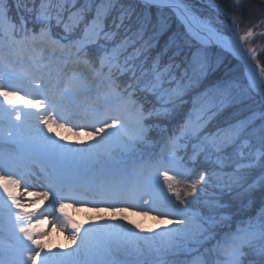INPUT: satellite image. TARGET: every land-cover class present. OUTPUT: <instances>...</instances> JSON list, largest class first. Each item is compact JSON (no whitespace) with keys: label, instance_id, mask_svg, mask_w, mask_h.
Instances as JSON below:
<instances>
[{"label":"snow or ice","instance_id":"snow-or-ice-1","mask_svg":"<svg viewBox=\"0 0 264 264\" xmlns=\"http://www.w3.org/2000/svg\"><path fill=\"white\" fill-rule=\"evenodd\" d=\"M116 2L86 0L69 16L70 23L64 24L67 35L54 39L52 10L45 0H40L37 10L36 21L42 25L39 32H30L23 20L17 28L8 17L7 0H0V125L7 119L20 130L32 120V131L26 135L6 133L0 126V140L17 145L15 151H0V233L7 232L16 241L14 248L5 246L0 236V264H118L114 254L121 246H130L138 255L154 251L156 261H161L163 254L175 253L189 243L211 245L207 258L196 264H264V113L258 127L253 114L215 132L207 128L203 116L195 121L184 116L190 90L203 88L200 97L208 108L202 111L212 115L230 104L245 102L249 93L264 101V67L258 61L253 63L257 49L242 46L257 34L264 37V31L254 30L264 24V18L240 34L238 17L227 7H218V17L231 19L230 35H224L212 21L195 16L186 0H128L127 7L121 6L119 22L112 19L108 26ZM243 2L233 0V11H240ZM260 2L264 5V0ZM173 16L183 31H173ZM55 18L57 24L62 22L59 13ZM121 29H126L123 36ZM13 46L21 53L39 51L41 55H33L29 66L17 71L19 61L3 54ZM217 47L243 61L246 89L234 80L211 82L220 62ZM45 48L60 53L64 67L58 73H53L50 64L42 65ZM153 49H157L154 57L150 55ZM29 95L42 99H27ZM81 98L82 103L78 102ZM5 103L10 107L4 108ZM18 105L36 111L26 112ZM53 124L61 128L71 125L67 130L78 129L76 135L90 128L91 142H81V147L64 143L67 136L58 139ZM156 132L168 133L166 154L147 165L152 171L129 183L124 179L127 157L139 145L151 143ZM193 140L196 143L188 163L195 165L200 155L214 154L221 170L231 168L224 173L226 179L215 172L197 174L183 157L178 159ZM33 159L46 162L39 174L28 167ZM193 175L195 179H191ZM214 176L220 195L204 199L189 214L187 207H181L185 198L196 200ZM30 187L45 190L29 192ZM160 194L169 207L177 209L160 215L183 219L159 230L137 231L139 225L133 227L131 221L102 220L85 226L73 222L65 212L66 201L80 206L108 205L113 210L117 204L128 203L146 209L147 215L158 210L153 205L164 206ZM40 198L49 201L46 207L26 210V204L30 207ZM137 198L141 204L134 203ZM48 211L58 213L60 227L70 231L65 250L53 251L44 240L49 222L38 217ZM145 232L150 234H142ZM130 264L148 261L136 259Z\"/></svg>","mask_w":264,"mask_h":264},{"label":"trees","instance_id":"trees-1","mask_svg":"<svg viewBox=\"0 0 264 264\" xmlns=\"http://www.w3.org/2000/svg\"><path fill=\"white\" fill-rule=\"evenodd\" d=\"M188 0H186L187 2ZM202 2L210 3L212 2L213 6L218 7H227L228 11L232 14L238 17V25L239 26H245L247 29L248 27H252L256 25L262 18H264V5H261L260 0H244L240 11H233V0H200ZM46 3H48L52 10V21L56 20V14L59 13L61 16V28H64L65 23H70L69 16L75 12L78 8L82 7L83 4L86 2V0H45ZM128 0H117V2L114 5V10L111 13V16L107 19L106 24L108 26L111 25L112 19H116L117 22H119V16H120V9L122 4L127 7ZM138 2V1H137ZM197 1L196 3H198ZM8 3V17L12 23H14L18 28L20 26L21 20H23L25 26L27 25L28 21L36 20L37 16V10L39 9L40 0H7ZM194 11L199 13V15L206 19H210L214 24L218 25V23L215 21L214 18H211L210 16H205L203 12H201V9L195 5L191 6ZM216 7V8H218ZM212 15H215L216 19L220 18L218 17V14L213 13ZM89 19L91 16L89 15ZM133 21L135 20V16L132 17ZM207 20V19H206ZM51 21V29L54 27ZM172 29L173 31H183V27L178 23L175 22V17H172ZM32 24V28L35 30H40V27L42 26L39 23H30ZM135 31V29H132ZM256 33H259L261 31H264V24H261L259 27L254 29ZM126 29H121L120 35L123 36ZM60 31L58 30V35ZM62 35H67L65 31H62ZM260 38V42L253 43L250 42L252 45H256V49L258 52L257 55V61L264 67V54H261V51L264 50V37L259 36L258 34L254 37ZM145 39H147V36H145ZM163 40H161L160 44L163 45ZM220 54V62L219 67L217 68V71L215 75L211 78V82H214L218 78H223L225 80H234L239 83L241 86V89L247 88V80L244 74V67L242 63L234 58L232 55H230L227 52H224L223 50L219 49L218 47L215 49ZM157 49L151 50L150 55L155 56ZM13 59L16 60L14 57ZM143 59V58H141ZM163 63H167V57L164 58ZM151 60L148 61V66L150 67ZM124 77H121V82L124 81ZM186 83V82H185ZM203 91V88H201L199 91H192L190 90L189 95L186 97V100L188 101L187 106L184 109V116L185 118H190L195 121L198 117L203 116L204 120L207 121V128L211 132H215L218 128H226L230 123H236L237 121L248 119L249 117H252L253 114H255V118L257 120V127L259 126V116L261 113H264V106L262 105L260 98L258 96H255L254 94L249 93L248 96L244 97L243 103H233L228 105L223 111L216 112L215 115H212V112H204L202 109L208 108V103L205 99L200 97V92ZM250 97V98H249ZM209 116H211V119H209ZM168 133H160L156 132L152 136V142L144 145H139L138 152H136L133 156L140 155L138 160H142L144 163L147 162V159H157L160 157L161 148L164 147L165 140ZM252 143H255V141H251ZM196 141H191L186 150L182 151L178 155V159L180 157H183L185 160V163L187 164V167L192 169L195 173L200 172H208V173H220L223 178L226 179V176H224V173L230 172L231 168L225 166L223 170L217 165L216 155H200L197 159V162L195 165H192L188 163V158L192 155V145L195 144ZM244 151L247 150L245 147L243 149ZM147 164H149L147 162ZM196 175H193L191 179H195ZM208 187L210 190L208 191L207 196L203 195L201 192L199 194V197L196 200H193L192 197L185 198L186 203L185 205H181V207H190L192 211H188L190 214L193 211H196V208L203 203L204 199L208 197L218 196L220 195L221 188L217 186V177H213L210 181ZM181 188H184V185H181ZM167 192V190L165 191ZM167 195L172 196L171 193H167ZM175 201V197H172ZM161 204L168 206V201L164 199L163 194L160 198ZM175 203L179 204V201H175ZM173 208V207H170ZM175 209V208H173ZM177 211V209H176ZM231 215V214H229ZM242 219H247V217H244L241 214ZM239 223V221H236ZM145 234V233H142ZM214 243V242H213ZM154 247H159L157 244ZM208 247H211V245H207L204 247H201L194 243H189L181 247V249L175 253H167L163 254L161 261H156V254L155 252H149L147 250H144L143 255H138L130 246L128 248H125L123 246L118 247L115 251V259L118 261V264H130V262L135 261L136 259H140L142 261H148V264H153L155 261L156 264H191L193 262H196L199 260L198 257H195L196 254L202 253V250L207 249Z\"/></svg>","mask_w":264,"mask_h":264},{"label":"rangeland","instance_id":"rangeland-1","mask_svg":"<svg viewBox=\"0 0 264 264\" xmlns=\"http://www.w3.org/2000/svg\"><path fill=\"white\" fill-rule=\"evenodd\" d=\"M197 1H199V2L196 3ZM187 3L190 6L195 5V6L199 7L201 9V12H203L205 14V16H210L211 18H214L215 21L218 23V26L221 29H223L225 31H228L230 33V30L228 28V25L231 23L230 17H229V19L225 20L224 17H220V18L216 19L215 15H212L213 13L217 14V8L216 7H218V6H216V7L213 6L212 2L206 3V2H202L200 0H188ZM206 19L210 20L208 18H206ZM238 27H239L240 34H243L244 31H246L245 26H239L238 25ZM250 42H253V43L257 44V42H260V38H258V39L257 38H255V39L251 38L248 42H246V43L242 42V43L244 44V46L246 45L245 46L246 48L247 47L256 48L255 47L256 45H252V44H250ZM12 51L13 50L7 48V50L4 51L3 54L6 55L7 57H11L12 58V56H14V54H12ZM37 52H38V54L40 56L41 54L39 53V51H37ZM46 52H47V48H45V51L42 54V65L43 64H50L51 65V70L53 71V73L54 74L58 73L61 70V68L64 67V65L62 64L63 66L61 68L58 67V61L59 60H58L57 57L54 58L51 62L46 63V61H45L47 59V58H45V57H47V56H45ZM10 53H11V55H10ZM27 54H28V52L25 51L23 53V56H22L23 59H20V61H19L20 65H24L25 68H27L29 66V62H27V60H26ZM32 56H33V54H32ZM52 64H54V65H52ZM17 71H21V68H19V69L17 68ZM36 82L39 83L38 80ZM99 86L100 85H94V88L95 87H99ZM20 95L24 96L25 93L24 92H20ZM92 95L93 96L95 95V91H93ZM26 98L27 99H37V100L42 99V97H40V96L33 97L31 95L27 96ZM0 102H3V98L2 97H0ZM78 102H81V103L84 102L83 98H81ZM9 107L10 106L7 105L6 103L4 104V108H9ZM18 107L24 108V111H26V112H31V110H30L31 107L30 106L18 105ZM12 119L13 120L15 119L14 115L12 116ZM31 122H32V120L30 118L29 121L26 122V124L24 126H22V128L20 130H17L14 126H12L7 119L0 126L5 128L6 133H7V131H11L15 135L18 131H20V132H22L23 134L26 135V134H29L32 131V129L29 127V124ZM97 126L99 127V125H97ZM68 127H71V125H67L64 128H61L58 124H53L52 125L53 132L56 134V137L58 139H61L62 137L67 136V138H68L67 141H63L62 140V142H64V143H71L73 145L81 147V146H83L81 142H85V143H90L91 142V138L87 135V132L91 131L90 128H85L84 131L79 132V135H76V132L78 131V129H73V131L70 132V131L67 130ZM130 127H131V124H130ZM16 148H17V145L14 142H10V141H8L6 139L5 140H0V151H3V152L15 151ZM138 149H140V148H138ZM138 149H137L136 152H138ZM248 151H249V149L244 151L245 154H247ZM160 153H161V155L166 154V148L164 147V150H163V148H161ZM134 154H132L131 156L127 157V163L125 165L126 175H125L124 179L126 181H128L129 183H132L133 181H135L140 174H147L148 172L152 171L148 167H142L141 168L139 164L141 162H143V161L142 160H138L140 155L133 156ZM161 155H160V157H161ZM148 160L149 161H147V162L151 163L154 159H148ZM133 162H135V163H133ZM27 163H28L29 169L32 172H35L37 174H39L40 168L46 164L45 161H42L40 159H33V160L28 161ZM129 163H133V164L128 166ZM137 163H139V164H137ZM41 164H44V165H41ZM39 182H40L39 180H32V182H30V183H39ZM198 188H199V186H198ZM44 190H45L44 188H41V192L44 191ZM166 190L167 189L165 188V191ZM209 190H210V188L208 186H206V188L202 192L203 195L207 196ZM28 191L32 192L29 189H28ZM211 191L212 190H210V192ZM20 192L23 193V188L20 189ZM161 197H162V194H160L159 198H161ZM24 199L26 200L27 197L25 196ZM145 199H147V197H145ZM45 200L46 199H44V198H40V199L36 200L30 207L26 204V210L31 211L33 208H35L37 206V204H41L42 208L46 207L49 201L47 200L45 202ZM65 203H66V205H68V206L65 207V212L69 215L70 211L72 209H75V207L73 206V203L71 201H66ZM134 203L141 204L142 201L137 198L134 201ZM126 205L129 206V204H126ZM104 207L108 208V211H110L106 215L111 221H113V222L114 221H123V222L131 221V226L134 227V226L139 225V228H137V231L148 230V229L159 230V229L164 228V227H170L171 226L170 222H172V221H177V220L183 219V217L175 216V215L161 216L160 212H173V211H176V209L175 210L174 209H170L166 205H164L162 207L159 206V205H153V207L158 208V210L157 211H149L147 215L144 214L146 209H143L141 207H132L131 210L134 211V214H139V215L144 216V217L145 216H149L152 219V220L143 221V222H137V223L132 221L131 216L128 214L129 212L124 211L125 208H124V206L122 204H117L115 206V210H113V208L110 207V206H104ZM57 208H58V205H57ZM92 209H94V208H92ZM196 210H197V208H196ZM187 211L190 212V211H192V209H190V207H188ZM93 214H95V213H93ZM57 215H58V213L53 214V213H51V211H48V212H45L43 216L38 217V219H41V218L47 219L49 223L50 222H55V221H58V220H56V216ZM106 215L103 214V216H106ZM101 217H98V219L101 220ZM80 220L83 221L82 225H85V226H87V224L93 222L92 220H89V219L84 220L81 217H80ZM32 223L36 224L37 223V219H34L32 221ZM52 224L53 223H51V225ZM145 234H150V233H146L145 232ZM0 236H2L4 238L5 246H9L10 245L13 248L16 246V241L13 238H11L10 235L7 232L0 233ZM44 240L46 241V243L49 246V248L52 249L53 251H55L57 248L63 250V248L60 245H55V244L51 243L50 241H48V238H46L45 236H44ZM13 242L15 244H13ZM26 256H27V253H25V257ZM195 257H198L199 260L200 259H206L207 258V249L202 250V253L196 254ZM196 262L192 263V261H191V264H196Z\"/></svg>","mask_w":264,"mask_h":264},{"label":"bare ground","instance_id":"bare-ground-1","mask_svg":"<svg viewBox=\"0 0 264 264\" xmlns=\"http://www.w3.org/2000/svg\"><path fill=\"white\" fill-rule=\"evenodd\" d=\"M28 23H38V22L36 20H31V21H28ZM52 24L54 25V27L51 29V32H52L53 38L55 39V38L62 35L61 33L63 30H62L60 24L56 23V20L52 21ZM27 29L30 31V28H27ZM58 30L60 31L59 36H58ZM242 46L244 47L243 43H242ZM12 54H14V56L17 57L16 58L17 61H20V59H23L22 57H18L19 55L17 53V50L12 51ZM10 55H11V53H10ZM33 55L39 56L38 52H36ZM53 59L54 58L51 57L49 62H51ZM58 62L61 63L62 61L59 60ZM52 65H54V64H52ZM70 67H71V65L69 66V68ZM259 72L260 71L258 69H256L257 76H259ZM30 110H31V112L36 111V109H33V108H30ZM30 182H32V180H30ZM29 190H31L32 192H41V187H30ZM46 201L47 200H45V202ZM126 204H128V203H122V205L125 208L124 211L129 212L128 214L131 216L133 222L137 223V222L152 220L151 217H149V216L144 217V216H141L139 214H134V211L131 210L132 206H130V205L127 206ZM73 206L75 207V209H72L70 211L69 216L72 218V221L77 223V224L82 225L83 221L80 220V217L83 218L84 220L89 219L92 221H102V220L111 221L106 215L110 211H108V208L104 207V206H108V205H103V206H100V205H84V206H80V205L73 204ZM35 208L36 209H43L41 207V204H37V206ZM92 208H94V209H92ZM93 213H95V214H93ZM103 214H105L106 216H103ZM98 217H101V220L98 219ZM41 219H43V218H41ZM51 223H53V224L51 225ZM70 227H71V225H69V229H70ZM44 236L46 238H48V241H50L51 243H53L55 245H60L63 248V250H65V246L69 245V243H70V231L61 228L59 221L50 222L48 225V228L45 231ZM73 247H74V245H73Z\"/></svg>","mask_w":264,"mask_h":264},{"label":"water","instance_id":"water-1","mask_svg":"<svg viewBox=\"0 0 264 264\" xmlns=\"http://www.w3.org/2000/svg\"><path fill=\"white\" fill-rule=\"evenodd\" d=\"M193 12V11H192ZM193 14L195 15V16H197L198 17V15L197 14H195L194 12H193ZM224 35H226V34H224ZM224 50V49H223ZM226 51V50H225ZM228 52V51H227ZM229 53H231L235 58H237V59H239L242 63H243V61L238 57V56H236L235 54H233L232 52H229ZM253 63L255 64L256 62L255 61H253ZM245 66V65H244ZM261 66V65H260ZM262 67V66H261ZM258 70H259V68H257ZM260 71V70H259ZM264 102V101H263Z\"/></svg>","mask_w":264,"mask_h":264}]
</instances>
